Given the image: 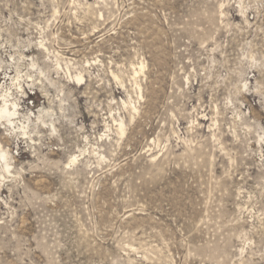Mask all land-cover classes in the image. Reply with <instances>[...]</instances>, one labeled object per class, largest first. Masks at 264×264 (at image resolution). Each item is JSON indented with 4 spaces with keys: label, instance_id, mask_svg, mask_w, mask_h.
Listing matches in <instances>:
<instances>
[{
    "label": "rangeland",
    "instance_id": "1",
    "mask_svg": "<svg viewBox=\"0 0 264 264\" xmlns=\"http://www.w3.org/2000/svg\"><path fill=\"white\" fill-rule=\"evenodd\" d=\"M4 97L0 264H264V0H0Z\"/></svg>",
    "mask_w": 264,
    "mask_h": 264
},
{
    "label": "bare ground",
    "instance_id": "2",
    "mask_svg": "<svg viewBox=\"0 0 264 264\" xmlns=\"http://www.w3.org/2000/svg\"><path fill=\"white\" fill-rule=\"evenodd\" d=\"M3 100H4V105L0 108V114L3 115V116H7L9 118V120L14 119L15 115L17 114L16 104L15 103H11V101L9 102V100L7 98H5V97H4ZM120 129L122 131H124L123 124H121ZM6 166L9 167V164L7 163Z\"/></svg>",
    "mask_w": 264,
    "mask_h": 264
}]
</instances>
